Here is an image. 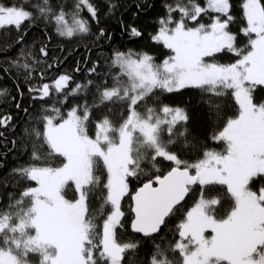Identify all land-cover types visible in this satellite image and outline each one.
<instances>
[{
  "label": "snow or ice",
  "instance_id": "6c2138e0",
  "mask_svg": "<svg viewBox=\"0 0 264 264\" xmlns=\"http://www.w3.org/2000/svg\"><path fill=\"white\" fill-rule=\"evenodd\" d=\"M115 7L110 4L109 11ZM82 9L97 20V9L90 0H77L72 13L63 9L53 12L49 0H42V4H32L31 0L0 3V32L13 27L19 31L24 22L42 18L55 24L59 36L72 38L90 31L88 21L80 17ZM167 11V19L159 20L160 27L152 39L171 50L172 56L158 65L147 53L134 57L131 52L117 51L112 64L119 68V73L113 78V87L99 91V104L73 107L66 114L55 104L45 110L51 114L42 116L43 132H33L50 149L48 156L61 157L63 163L53 167L44 162L45 166L31 164L13 170L37 186L24 189L19 199L9 205V211L0 212V264H29L30 254L39 255L40 264H123L124 254L137 247L116 240V230L122 226L124 216L121 200L128 192L127 178L138 176L145 162L156 168L160 158L175 166L167 174L148 180L132 197L133 230L145 237L158 234L191 186L199 184L200 198L178 225L180 239L170 250L179 252L182 264H264V187L258 192L250 188L257 179H264V103L255 104L252 95L257 86H264V0L242 2L246 26L241 32L249 38L246 51L236 47V35L228 30L233 21L230 0H206L204 7L189 0L188 5L178 3L168 6ZM209 11L215 14L211 24L186 26V21L196 22ZM174 12L180 13L178 20H173ZM172 24L175 26L170 27ZM130 31L133 36L141 35L134 27ZM100 35H105L103 29ZM22 42L23 36L16 41ZM224 51L239 58L230 64L206 62V57ZM40 53L47 57L46 47H41ZM20 57L24 62L13 60L12 66L26 73L25 79L31 81L33 64L40 61L33 60L24 49ZM95 71V67L90 69ZM40 78L43 79V73ZM70 80L71 77L61 74L51 83L30 86L28 90L36 94L34 99L40 100L50 98L54 90L63 95L57 101L63 104L70 95H78L92 83L77 84L68 93L65 90ZM187 87L216 97L231 90L239 106L238 115L229 118L222 131L212 137L225 143L224 151L206 150L202 159L190 165L169 151L177 143V124L187 120L183 109L165 105L159 112L153 107H147L143 114L136 110L155 90L172 93ZM117 101L127 103V118L116 127L104 116L96 121L95 136L91 137L87 126L92 107ZM10 120V116L0 118V127H6ZM32 159L41 161L35 151ZM98 161L107 171V195L101 209L111 207L102 233L97 231L88 204L100 183L95 174ZM191 169L195 170L194 175ZM69 185L74 186L75 200L65 197ZM212 185L225 186L226 195L233 202L224 218L215 215L221 198L204 195L205 188ZM207 230L211 231L210 237L205 235ZM150 264L174 262L157 245Z\"/></svg>",
  "mask_w": 264,
  "mask_h": 264
},
{
  "label": "trees",
  "instance_id": "16d2710c",
  "mask_svg": "<svg viewBox=\"0 0 264 264\" xmlns=\"http://www.w3.org/2000/svg\"><path fill=\"white\" fill-rule=\"evenodd\" d=\"M90 2L96 7L98 15L97 20H93L86 9L81 10L80 17L87 20L89 24L90 31L86 34H76L72 38L61 37L55 31V24L42 18L24 22L19 31L13 27L0 32V93H4L0 95V118L11 117L6 127H0V133L3 134L0 136V212L9 211V205L13 204L15 199H19V194L24 189L36 187L34 181L21 178L18 173L13 172L14 169L31 164L45 166L44 162L53 167H59L63 163L61 157L48 156L50 149L43 142V138L37 137L33 132V130L43 132L42 116L51 114L45 110L55 104L63 114H66L73 107L99 104V91L105 87H113V78L119 73V68L112 64L114 53L117 51L131 52L134 57L147 53L153 57L154 63L158 65L162 63L171 56L172 51L152 39L160 27L159 20L167 19L168 6L175 7L178 3L182 6L189 4V0H90ZM194 2L201 7L206 6V0H194ZM242 2L243 0H230L233 21L228 30L236 35V47L246 51L248 37L241 32V29L246 26ZM0 3L20 4L21 0H0ZM31 3L42 4V0H31ZM76 4L77 0H49V6L53 12L63 9L66 13H72L75 11ZM110 4L116 6L111 11H109ZM211 14L214 13L209 11L198 19H207L205 16ZM172 17L173 20H178L180 13L174 12ZM193 24L194 22L190 20L186 21V25ZM133 27L141 33L140 36L131 34L130 30ZM101 29L105 32L103 36L100 35ZM21 36H23V42L17 44L16 41ZM41 47H46L47 57L41 55ZM21 49L30 52L33 60L40 61L39 64H33L34 75L31 81L25 79L26 73L12 66L13 60L24 62L20 57ZM235 57H237L236 54L224 51L208 58L214 61L225 59L229 62ZM93 67L96 71L90 72ZM41 73H43V79L40 78ZM61 74L71 77L65 90L68 93L77 84L86 85L88 81L92 83L78 95H70L63 104L57 103L58 100L63 99V95L55 93L54 90L50 98L44 100L33 98L36 94L29 92L30 86L51 83ZM122 80L126 81V78L122 77ZM21 92L23 95L20 94ZM261 94L264 96V89ZM17 104L20 105L19 108ZM165 105L183 109L187 117L186 121L177 124L175 128L177 143L172 145L169 151L176 153L189 165L202 159L206 150L224 151L225 143L214 141L212 137L221 131L229 118H234L239 112V106L231 90L221 97L193 87L172 93L155 90L147 102L139 104L136 110L143 114L147 107H153L159 112V109ZM25 109H27L26 112ZM127 115V103L106 102L99 107H92L87 126L88 134H95V123L104 116L118 127ZM182 132L185 133L184 136L179 135ZM163 138L166 142L168 139L166 133ZM34 151L41 157V161L32 159ZM174 166L172 162L160 158L156 162V168H153L149 162H145L141 165L142 171L138 176L127 178L128 192L121 200L124 216L122 226L116 230V240L122 245L134 243L137 247L124 254L123 264H150L157 245L165 251L168 260L173 261L174 264H182L179 252H172L170 247L180 239L178 225L186 218L188 208L200 198L199 184L191 186L189 193L174 214L166 218V223L161 226L158 234L145 237L133 233L130 229L133 219L131 195L148 180L154 179L156 175L163 176ZM190 171L191 174L194 173V169ZM95 174L100 177V183L89 197V214L95 216L97 231L102 233L103 221L111 211L110 206L101 209L104 197L107 195L104 188L107 171L102 161H98ZM259 186H264V179H257L250 185L254 188ZM204 195L206 198L216 196L221 198V204L217 206L215 212L217 218L224 217L232 207L233 202L226 195L225 186H207ZM65 197L69 200L76 199L73 185L66 188ZM11 210L15 211V209Z\"/></svg>",
  "mask_w": 264,
  "mask_h": 264
},
{
  "label": "rangeland",
  "instance_id": "374dc122",
  "mask_svg": "<svg viewBox=\"0 0 264 264\" xmlns=\"http://www.w3.org/2000/svg\"><path fill=\"white\" fill-rule=\"evenodd\" d=\"M215 14H211V15H207L205 17H207V19H198L196 22H194L193 25H186L187 27H196L198 26V24L202 23V24H205V25H209L211 24L212 22V17L214 16ZM193 22V21H192ZM170 27H174L175 25L172 24V25H169ZM249 39V38H248ZM249 50V49H248ZM173 55V53L171 54V56ZM239 57H235L234 60L232 61H229L227 62L225 59H223L224 61H214L213 59H210L208 57L205 58L206 62H209V63H212V62H215V63H218V64H230V63H234ZM161 64V63H160ZM262 89H264V86H257L256 89L253 91V102L257 105L261 104V103H264V96L261 94V91ZM234 98V97H233ZM260 99V100H259ZM238 115V114H237ZM236 117V116H235ZM234 117V118H235ZM127 118V117H126ZM125 118V119H126ZM119 127V125H118ZM223 129V128H222ZM221 129V131H222ZM91 137L94 138L95 134L94 135H90ZM195 174V170H194V173L193 175ZM37 186V185H36ZM260 187H264V186H259L258 188H254V187H250L252 191H259ZM77 198V197H76ZM72 200H75V199H72ZM198 201V200H197ZM195 201L193 204H191V206L188 208L187 212L196 204ZM122 210V209H121ZM230 211V210H229ZM227 215V214H226ZM225 215V216H226ZM224 216V217H225ZM222 217V218H224ZM217 218V217H216ZM220 219V218H218ZM34 234V233H33ZM206 236H211V231L210 230H207L206 233H205ZM119 243V242H117ZM119 244H122V243H119ZM28 262L29 264H40V256L37 255V254H30L29 257H28Z\"/></svg>",
  "mask_w": 264,
  "mask_h": 264
},
{
  "label": "water",
  "instance_id": "95a60500",
  "mask_svg": "<svg viewBox=\"0 0 264 264\" xmlns=\"http://www.w3.org/2000/svg\"><path fill=\"white\" fill-rule=\"evenodd\" d=\"M165 174H167V173H165ZM165 174H163V175H165ZM143 186V185H142ZM142 186H140V188L142 187ZM154 187H156V186H158V185H153ZM139 190V188L131 195V202H132V206H131V213H132V215H133V219H132V221H131V223H130V229H131V231L133 232V233H135V234H140V235H142V236H144V234L143 233H138V232H135L134 230H133V228H132V222H133V220L135 219V214L133 213V211H132V208L135 206V203H134V201H133V199H132V197L136 194V192Z\"/></svg>",
  "mask_w": 264,
  "mask_h": 264
}]
</instances>
